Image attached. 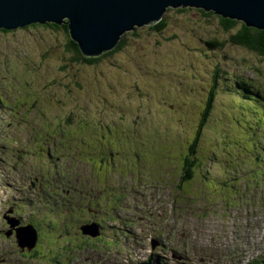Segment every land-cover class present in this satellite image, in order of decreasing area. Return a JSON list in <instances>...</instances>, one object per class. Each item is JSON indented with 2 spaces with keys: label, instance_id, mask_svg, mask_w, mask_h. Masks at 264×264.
<instances>
[{
  "label": "rangeland",
  "instance_id": "rangeland-1",
  "mask_svg": "<svg viewBox=\"0 0 264 264\" xmlns=\"http://www.w3.org/2000/svg\"><path fill=\"white\" fill-rule=\"evenodd\" d=\"M203 11L168 9L164 29L128 31L124 44L94 65L74 62L61 29L0 28V214L11 203L21 213L23 203L47 219L35 253L0 236V264L61 263L49 251L73 242L75 229L54 237L71 192L57 197L85 183L101 198L124 191L121 202L153 204L159 215L135 220L119 247L99 244L100 256L73 264H259L264 56L230 42L241 21L226 31L221 16ZM89 87L104 91L108 109ZM202 130L199 165L184 171L185 149ZM186 173L194 177L183 182ZM150 237L162 248L149 252Z\"/></svg>",
  "mask_w": 264,
  "mask_h": 264
},
{
  "label": "water",
  "instance_id": "water-1",
  "mask_svg": "<svg viewBox=\"0 0 264 264\" xmlns=\"http://www.w3.org/2000/svg\"><path fill=\"white\" fill-rule=\"evenodd\" d=\"M179 5L213 11L264 30V0H0V28L65 23L68 36L82 54L95 57L114 48L132 27L153 24L166 7Z\"/></svg>",
  "mask_w": 264,
  "mask_h": 264
},
{
  "label": "flooded vegetation",
  "instance_id": "flooded-vegetation-1",
  "mask_svg": "<svg viewBox=\"0 0 264 264\" xmlns=\"http://www.w3.org/2000/svg\"><path fill=\"white\" fill-rule=\"evenodd\" d=\"M56 174L57 173L55 172L54 176ZM54 176L52 178H54ZM119 180L127 182L129 178L124 176ZM30 181L31 179L28 184L24 186L26 190L28 188L31 190L32 188L31 185L33 183ZM76 184L79 185L77 180ZM37 188H40V186ZM90 191L89 184L85 183L81 189H79L78 186L70 187L69 189L65 188L60 191V197H57V199L60 200L64 199L68 195V192H71V200H67V210H65L64 217L59 222V226L54 228V237L58 238L67 236L70 233L68 229L69 225L75 229V238L73 242L66 244V246L62 247L59 252L49 251L50 259L58 258L62 260L61 263L57 262L58 264H73L76 263L77 260L81 261L86 260L89 257H98L100 256L99 244H105L109 247L113 246L114 248H117L121 243H123V240H127L129 238L128 234L130 231L128 230V227L134 226L136 224L135 220L147 223L148 216H151L154 213L159 215L158 209L154 208L153 204L147 206V203L121 202L120 197L123 195L124 191L117 197H111V194H108L104 198H101L99 194H91ZM47 196L49 197V195ZM23 201L30 202L27 197L24 198ZM35 201V197L32 196L31 203H34ZM44 206L48 207V202ZM23 207L24 204L22 203L21 213H18L15 210V203L8 204L4 207V212L0 215L4 218V227L7 232L5 236H2H4V240H8L11 236H13L14 241H16L15 245L20 252L29 255L36 252L41 238V227L47 219L43 221L42 218H39L33 210L31 211L30 209L29 211H26ZM8 210L10 213L4 214ZM125 211L127 212V216H125ZM101 212L104 217L101 216ZM115 219H117V224H110V221L115 222ZM8 221L11 222V226H9ZM77 225L78 232L76 230ZM90 225L92 227L94 226L93 230ZM47 226H49L48 222ZM137 226L139 227L140 225ZM112 229H114V231H112ZM1 232L5 233V230L1 229ZM30 233H33L34 235L33 244H31L33 235H30ZM84 239L87 241H83L81 243L78 242L79 240ZM149 241L151 251L157 247L162 248L160 240L157 237H150ZM151 241H154L157 244L154 249L151 248ZM80 246H82L81 249ZM108 251H110V249H108ZM97 261L98 259L96 260V263Z\"/></svg>",
  "mask_w": 264,
  "mask_h": 264
},
{
  "label": "trees",
  "instance_id": "trees-1",
  "mask_svg": "<svg viewBox=\"0 0 264 264\" xmlns=\"http://www.w3.org/2000/svg\"><path fill=\"white\" fill-rule=\"evenodd\" d=\"M168 9L185 11L187 9H190V7L189 6H187V7L183 6L182 7L180 5L176 6V7H173V6L166 7L164 12L162 13L161 18L158 21L154 22L153 24H147L150 30L156 32V30L160 31V30H162V29H164L166 27V23H165L166 18L163 15ZM197 9L200 10V11L203 10V9L201 10V8H197ZM203 12H205V10ZM210 12H213V11H209V12H206V13L209 14ZM221 20H222L223 27H224V29L226 31L231 30L234 27V25L236 24V22L238 21V20H233V19L223 18V17H221ZM42 25L50 26L54 30L61 29L68 36L67 26H66L65 23L61 24V25H56V24L50 22V23H45V24H42ZM144 25H146V24L134 26L129 31H134L135 33H133V34H136L137 33L136 31L138 30V28L141 27V26H144ZM127 32L123 33L120 36V39H119L118 43L116 44V46L114 48H112L110 51H107V52L103 53L100 56H95V57L84 56L82 54V52L80 51V48H79L78 44L75 43L74 41H72L69 36H68L69 38H68V40L66 42V48L68 50H70V52H73L74 62L80 61L83 64L94 65L98 61H100L101 58H105V56L108 57V55L112 54L114 51H116L118 48H120L124 44L125 39L127 38V36L129 35ZM229 39H230V42H232L234 44L241 45L244 48H248V49H250V50H252V51L264 56V30L263 29H256V28H253V27H247L245 24L241 23L240 27L233 33L232 36L229 37ZM209 43L211 45H214V42H212V41L209 42ZM77 86L80 87L79 84ZM88 90H89L90 96L96 97L98 101H101V104L103 105V109H108L107 100H106V97L103 95V93H104L103 90H101V91L97 90L96 91L94 87H93V92L91 91L92 90L91 87H89ZM98 92H100V94L98 96H96V94ZM90 96H88V98ZM257 97H259L261 100H263V92L258 93ZM100 109L101 108H99V110ZM99 110H97V111H99ZM205 113L206 112H204V114ZM120 116H121V113L118 115V118ZM123 119H126L125 116H123ZM68 121H69V118H68ZM263 122H264V120H263ZM108 126H109L108 124H105V127H108ZM202 134H203V130L199 134V138H198L197 144H196V138H195L193 140V142L191 143L190 147L188 148V150L185 149L184 153L187 154V157H185L183 160H181V158H180L181 164L184 167V171L191 170L192 168L196 169L198 167V165H199V157L196 154L197 151L195 150V148L199 146V144L201 142V139H202ZM105 136L107 137L106 134H103L102 138L104 139ZM107 138H112L113 139V137H111V136L107 137ZM261 158L263 159V157L261 156L258 160H260ZM193 177H194V174L189 175L188 173H186V174H182L181 175L180 180L181 181L184 180L183 182H185V180H192ZM261 197L262 196L260 195L256 199H261ZM258 263L259 264H264V256H261L258 259ZM144 264H153L151 258H149V260L145 261Z\"/></svg>",
  "mask_w": 264,
  "mask_h": 264
},
{
  "label": "bare ground",
  "instance_id": "bare-ground-1",
  "mask_svg": "<svg viewBox=\"0 0 264 264\" xmlns=\"http://www.w3.org/2000/svg\"><path fill=\"white\" fill-rule=\"evenodd\" d=\"M52 153V152H51ZM115 203V202H114ZM10 212L8 211V214H9ZM115 223H117V220H115ZM8 224H9V226H11V222L10 221H8ZM103 230V229H102ZM6 229H5V233L4 232H1V230H0V236H1V238H3L4 239V236H5V234H6ZM61 233V232H60ZM2 235H4V236H2ZM30 235H33V233H30ZM30 239V238H29ZM106 242V241H105ZM31 243H33V242H31ZM94 244V243H93ZM59 250V249H58ZM54 258V257H53Z\"/></svg>",
  "mask_w": 264,
  "mask_h": 264
},
{
  "label": "clouds",
  "instance_id": "clouds-1",
  "mask_svg": "<svg viewBox=\"0 0 264 264\" xmlns=\"http://www.w3.org/2000/svg\"><path fill=\"white\" fill-rule=\"evenodd\" d=\"M85 230V229H84Z\"/></svg>",
  "mask_w": 264,
  "mask_h": 264
}]
</instances>
